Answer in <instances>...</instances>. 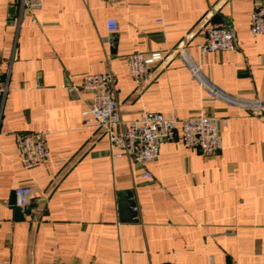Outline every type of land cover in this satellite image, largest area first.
<instances>
[{
  "label": "crops",
  "instance_id": "0c3cea01",
  "mask_svg": "<svg viewBox=\"0 0 264 264\" xmlns=\"http://www.w3.org/2000/svg\"><path fill=\"white\" fill-rule=\"evenodd\" d=\"M17 1L0 0V264H264V112L211 97L175 51L183 47L219 90L264 99V34L249 31L254 0H43L19 21ZM209 21L231 30L233 49L200 50ZM146 51L163 59L136 83L125 56ZM108 68L124 119L203 114L218 122L221 149L205 155L159 139L145 164L152 182L112 157L104 130L83 121L91 95L80 89L84 74ZM30 131L46 133L49 157L26 168L17 136ZM23 184L33 198L16 211ZM123 190L135 221L120 219Z\"/></svg>",
  "mask_w": 264,
  "mask_h": 264
},
{
  "label": "built area",
  "instance_id": "2783aa9c",
  "mask_svg": "<svg viewBox=\"0 0 264 264\" xmlns=\"http://www.w3.org/2000/svg\"><path fill=\"white\" fill-rule=\"evenodd\" d=\"M42 1L18 0V21L23 12L31 13L33 8L41 6ZM103 1L111 4L125 0ZM106 27L109 33L115 32L116 20L107 19ZM201 29L203 42L199 48L202 52L231 50L235 47L233 34L225 24L209 21L205 22ZM249 31L252 35L264 34V0L253 2ZM107 41L108 36L102 38V42ZM175 51L183 57L191 75L211 97L240 106L256 115L264 112V99L243 98L219 90L205 80L195 62L185 58L183 47L178 46ZM162 59L160 51L132 52L125 56V64L131 78L139 83L150 65L161 62ZM80 89L91 95L88 106L82 111L83 121L94 122L100 126L107 134L111 156H125L134 167L143 169L142 176L150 182L154 181V177L145 169V164L158 156L159 139L175 141L179 138L184 147L197 149L205 155H213L221 149L222 142L215 120L203 114L180 118L172 114L162 115L156 111H144L136 119H124L117 102L116 76L109 68L100 73L84 74ZM6 91V82L0 76V92L4 94ZM17 148L20 162L26 168L49 157L46 133L43 131L19 134ZM14 195L15 204L18 207H25L33 198L32 186L18 185L14 188Z\"/></svg>",
  "mask_w": 264,
  "mask_h": 264
},
{
  "label": "water",
  "instance_id": "95a60500",
  "mask_svg": "<svg viewBox=\"0 0 264 264\" xmlns=\"http://www.w3.org/2000/svg\"><path fill=\"white\" fill-rule=\"evenodd\" d=\"M216 127L219 134L218 122H216ZM118 196H119L118 209H119L120 219L122 221H135L136 220L135 202L133 200L131 191L130 190L120 191ZM19 209L21 208L15 206L16 211H18ZM22 209L24 211H28L29 207H23Z\"/></svg>",
  "mask_w": 264,
  "mask_h": 264
}]
</instances>
